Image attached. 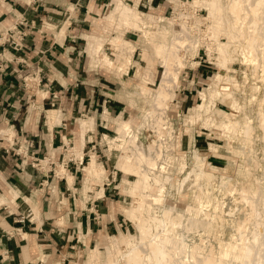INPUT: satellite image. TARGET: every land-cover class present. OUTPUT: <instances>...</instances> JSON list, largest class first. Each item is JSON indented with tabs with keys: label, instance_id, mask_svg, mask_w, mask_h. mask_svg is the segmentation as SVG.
<instances>
[{
	"label": "rangeland",
	"instance_id": "rangeland-1",
	"mask_svg": "<svg viewBox=\"0 0 264 264\" xmlns=\"http://www.w3.org/2000/svg\"><path fill=\"white\" fill-rule=\"evenodd\" d=\"M113 1L115 0H108L107 6L104 8V11L100 15L99 19L93 21L92 23V25H94L93 32L90 31L88 33L89 35H84V40H85L84 51H86V49L87 50L90 49L97 42H99V44L101 43L100 47L102 49L99 48V51H98L99 54L93 58L94 60L88 59V57H86L88 60L89 66L94 67L97 64L109 66L112 68V71L116 73L117 76H121L122 73H125L130 63L134 65L133 69L135 70L134 71V77L136 78L135 81L132 82L131 80L130 84L124 85V86L122 85V87L124 88L120 91L121 93H119L118 95V99L123 102L121 106H122V109H124L123 111L121 110L122 112L120 113V116H121L120 119L130 122V124L132 125L131 134L136 133V138L138 139L139 145L141 143L142 144L141 146L146 148L147 144H150L149 141H151L155 149L161 151L162 154H165V153L170 154L171 156H174V158L176 159L175 162L173 161V163H169L168 165L163 164V159L166 158L163 155L162 160L158 161V164L153 170H151V172L154 171L153 173H159V172H162L160 170L161 169L160 166L166 167L164 171L168 173L170 177V183H172L173 180L179 177V175L177 174L176 168H175L176 162L178 161V159H180V157L183 154L185 155L187 159V167L185 168V170H188L193 166V162H194L193 159L191 158V152L196 150L201 157H206L208 161L211 162V164L216 167L215 185L212 188H210L211 197L216 198L217 201H222L224 203L223 204L224 210H230L234 208L233 210L234 211L236 210L237 213H239L238 211L242 213L244 211L243 208L245 207H243L239 202H236L233 199V196L224 192L223 186L225 185V179L226 180L228 179L238 180L239 179L241 181H245V180L247 181L250 177V180H252L253 172L250 171L251 173H249L250 174L249 175L245 171L247 169L248 170L251 169L249 165V163L251 162L250 161L251 157L249 156L251 154H254L255 153L254 151H258V150H259L258 153L261 154V156L264 155V151H262L264 150L263 148L264 139L259 134L260 130L258 127V111H260L258 108L259 106L258 96L261 95L262 92H264L263 91V88H264L263 87L264 86V74H263L264 65L263 64L264 62H263V59L261 60L262 56H264V44H263L264 43L263 42L264 41V20L259 21V24H258L259 30L261 31L263 29L261 32L263 34V38L261 42L256 45L254 49V51L256 52L255 53L252 52L251 55L248 56L246 54V50L243 45V38H242L243 31L242 30H245V32H247L248 31L247 27L249 24L245 23L243 27H239L238 25L236 26L234 24L233 17L226 8V3L228 2V0L221 1L224 7V13L219 14L218 18H217V15L216 17L213 18V16L215 15L211 14V11L204 3V1L206 0L204 1L189 0L193 2L194 4H186V5H185V2H186L185 0H164L165 4L167 5L166 10H163L160 8L153 9L149 5L148 0H131V2L121 0L128 6L130 7L132 6L134 9H136V11L140 13H143L145 15L152 14L154 16H161L164 18V21H162L160 25L158 24L157 26L152 27V29L155 32H158V34H160V36L157 35L159 36L157 37L158 39H156L157 41H161V39H164V37L167 42L170 41V39L172 38V32L173 31L179 32L181 29V26H180L181 18L180 17L181 16L186 17V25L189 28L188 30L189 34L187 37H189L190 38L189 40H192L193 43L192 45L191 43L185 44L183 49L184 51L186 50L187 52L184 57V61L182 62V64H179L178 66H176L177 68L175 67L176 77L178 76L177 77L178 82H177V86L170 88V91H169L170 101H168V105L165 107V110L163 114L161 115L165 124L163 127L161 126L162 127L161 128L160 126L155 124V120H154L155 117H152L151 119L150 117L146 118L145 116L150 108L155 109V111H157L156 114L158 115L161 114V110L158 111L155 108L156 104L154 101V95L157 89V83L161 81L164 68L159 61L158 63L155 58H152L151 59L152 64L150 66L151 67L150 71L148 70L149 72L142 73L143 72L142 66L144 64L139 59L140 53L142 52V50L145 49L146 51L145 50L144 51L150 54L151 47H149V44L139 35V33H135V31L132 28L127 29L122 24H119L118 21H115V22H111L110 20L108 21V18L110 17V15L114 14L113 12L114 8L117 7L115 2L113 3ZM223 2H225L224 3L225 5L223 4ZM197 3L199 6H197ZM110 4L112 5V7H109ZM146 7H148L149 9H146ZM204 8L208 10H204ZM225 17L227 18L228 23L226 22ZM169 18H173V20L175 21H173V23L172 22L167 23L169 22ZM65 19L66 18H63L60 21V23H58L56 26L58 36H61L64 33V29L66 28V25L68 24V19L66 20ZM216 20L218 21V23L224 22L222 28L224 29V31L227 28L228 32L229 33L231 32V34L228 35L229 38H226L227 36L225 35L226 36L225 37L221 33H218V38H217L218 40L216 39V41L213 39V37H211L212 35V33H210L212 31V28H210V26L212 27L211 22L214 23L216 22ZM47 25L49 27H54V24L52 23H49ZM125 32H129V33L127 34ZM124 40H127V41L129 40L130 42L129 46L133 47L132 50H131V47L129 48L128 45L127 46L122 45V42ZM223 42L224 44L225 43L228 44L227 45L228 49L225 47H222L224 54L228 53L226 55L230 56V59H231L228 63V67L235 71V72H231L230 76L226 78V80L236 82L237 87L239 89V93L237 92L236 93L237 95L235 94V101L239 105V109H238V112H236V114L235 112H233V114L238 116L237 114L239 113V118H241L242 116L246 114L249 117L250 121H252L251 123L252 126H254L253 128H254L255 134L251 135L250 144L245 145V148L251 151L243 152L244 155H242V153L237 149L234 150L233 153H231L232 155L229 154V156H228V153H226L223 149H219L215 153L210 154V152L208 151L209 142L222 146L224 144V139L218 138V137L215 138L214 135L211 134V130H212L211 127H207V126L205 127L204 125L205 116L204 115L200 116L199 118H194V119H190L189 117V116L195 115L197 107L201 104V96L199 95V93L207 92V89L210 86V83L215 81L216 75L220 72V66L216 65L215 59L218 56L217 54L218 48H221V46L224 45L222 44ZM229 42L232 43V45ZM236 43H238V45ZM229 44H230V47H229ZM81 45H83V42L81 43ZM235 45L239 47L236 48L234 47ZM208 48H210L211 50V53L209 55H208ZM233 48H235L236 51ZM214 49H216V51ZM225 50L227 52H225ZM101 52H106L108 53V55L110 54L108 61L105 64H103L102 61H100L99 55L101 54ZM120 57L122 58V60ZM118 58L120 59V61ZM94 61L96 62L94 63ZM141 73L144 76L145 81L140 76ZM154 75H156V79L153 83L152 76ZM25 77L33 78L34 76L33 75L30 76L29 73H25V76L24 75L22 76L21 85L23 86V88H24L23 79ZM188 81H191V82H188ZM147 84H149V87L147 86ZM253 84L257 86V91H259L260 93L257 92L255 93V95L252 94L250 87ZM141 85L147 86L150 90V94L142 95L138 88ZM26 86H27L26 87L27 89L30 86L31 88L33 87V85L31 84H29V87H28L27 82H26ZM181 90H182V93H179ZM37 91H38V94H40L41 96L43 95L42 91L39 90V85H38ZM187 91H190L191 93V96H190L191 105L190 106L187 105L188 103L187 100L183 98V96L187 94ZM28 92H31V91H29L28 89ZM34 92L35 91H32V93ZM53 99H54V102L52 104V107H50L51 109L55 108L54 105L55 103H57L56 101L57 99L56 98H53ZM216 106H217V109L211 114L215 119H218L219 115L220 116L225 115L229 111L227 110L225 106H223L220 103H217ZM102 116L103 115H101L100 121L97 120L98 122L95 121V118L92 119V127L90 128L91 131L85 134L87 135L86 140H88L87 142L89 143L85 147L84 156H83V150L81 149V146L79 143V137L76 136V138L74 139L73 146L65 147L64 148L65 151L63 150V151H60L59 154L57 153L59 155V158L57 154L50 153V156L48 157H45V158L42 157V158L36 159V161H38L36 163L37 164L36 166L31 165L35 168H38L42 173L44 172L46 174L48 173V178H47L48 181H51L52 179H54L53 182L50 183L49 185H52L51 188L53 190V194L51 193L50 199H51L53 208L56 213L55 214L52 213L51 215H48L49 217L52 218V219L49 218L48 220L49 221L48 223H50V225L48 226L49 227L48 229L54 231L53 236L55 237L56 241L62 242L64 244L63 247H61L62 249H60L61 243L58 247L55 246L56 252L52 253L51 255L44 256L40 252L38 256L36 257L38 260V261L36 260V264H87L88 263L87 253L89 252V250H91L94 247H96L99 250L100 255L98 257L103 262H105L106 259H108L107 251L110 250L114 254V259H116V261L118 260L117 261L118 264L120 263L124 264V262H122L124 255L127 253L131 245L128 246L129 248L127 246H126L127 248L126 247L124 248L117 242V240H119L120 235H125L129 233L132 234L130 235L133 238H135L136 236L138 237L137 226L131 220V216L127 213L129 209V205L132 202V199L127 196L128 186L126 185V183H124L125 182L124 178L126 177L127 179H130L131 181H135L138 178L135 176L125 177L117 168V161H118V157L120 154V151L118 150L120 146L118 145H121L123 141H125L126 138L124 139L119 138V140L118 138L116 140L114 139L109 144L105 143V140L103 139L104 135H108L109 138L114 136L113 131L115 127L118 125V122L115 121L114 118H116L118 115L111 119L105 118V120H103ZM84 117H88V116H84ZM43 118H44V115H43ZM81 118L77 119L75 123H73L75 127H77L78 131L80 130V123H81L80 119ZM59 120H60V115L58 112V122L56 124L59 123ZM96 122L97 124H100V126L102 127L98 128L99 135L94 137V135H96V129H95ZM142 123H143V126L140 127L141 129L140 128L137 129V127ZM256 129L259 130V132ZM88 135H90L89 139H88ZM240 137H239V140H240ZM63 141H64V137H63ZM64 143L66 144L65 146L68 145L67 140L66 142L64 141ZM74 146L76 147L78 146L77 149H74ZM251 146L252 147L254 146L253 147L254 149H252ZM128 148H130L131 151L134 150L133 146L129 145ZM91 151L95 155L96 162L104 168L105 175L107 176V178L110 181L112 179V181L106 184L105 186H103V191H104V196H105L104 198H107L106 202H107L108 207L106 211L104 210V207H101L100 210L98 211V215L100 216V218L103 219L102 221L100 220L101 224L98 225L97 227L93 226L94 228L92 230V234L89 233L88 231V234L83 236L78 228L76 221L73 218L78 217L79 212L81 210L89 209V206H86V203H89L90 201H93L95 199L102 198V196L98 193V189L100 188V185H101L100 180L92 181L90 179L87 181L86 184H84L85 179H86V174H87L86 167L90 160ZM261 151L262 153H260ZM75 152L79 154L81 153L79 155L80 157L77 156L78 154L75 155ZM233 154H235L236 156ZM241 155L243 158L244 157L245 158L244 159L240 158ZM223 156L225 159L223 158ZM77 159H79V161H77ZM68 162H71V163L75 162L78 165V171L75 175L74 181L72 182L73 183L72 185L74 188L73 191L69 189L71 187L69 188L67 187L66 180L61 178V177H64L62 173H65V172L60 171V169L61 167L65 169V166L67 165ZM225 166L228 168L227 171L223 170ZM229 167H231L232 169ZM241 169L242 171L243 169H245L243 171V175H241L242 174ZM58 180H61L59 182V184L61 183V188H60L61 192H63L64 186H65L64 184H66L67 189L71 191L72 193V195H70L68 191L66 193H63V197L66 199H64L63 197L60 198L59 195L57 194L58 192L54 189L53 185H56ZM192 182H193V178L188 179L184 185V188L190 187ZM103 183L105 184V182H102V184ZM44 184L47 185V183H44ZM220 185L222 188L220 187ZM89 191H91L90 197L88 194ZM149 192L153 194L154 187H152ZM193 192L195 193V190L190 191V193H193ZM13 194H14L13 192L12 193L2 192L0 193V196L5 197L4 200L6 202L9 199L12 200V198L14 197ZM67 194L69 195V198H67L66 196ZM20 196H21V200L23 203H24L23 200L26 198L30 201L31 208L34 207L33 209H36L33 203V200H31L32 199L31 197L29 196L27 197L25 195L22 196V194H20ZM190 198L188 199L189 201L192 199ZM167 199L170 201L169 203L171 205L179 204L182 206L187 201L185 192L182 191L179 193V195H177L174 189H171V191L169 192L167 196ZM94 203H97V202H94ZM237 204L240 205L238 206L240 207L239 209L237 207ZM24 206L26 210L29 211V208L26 206L25 203H24ZM235 206L237 209L235 208ZM240 209L243 211H241ZM31 210L32 209H30V211ZM206 210L207 211L203 213L200 212L199 220L201 219L202 220L197 222V229L198 228L200 229V231L198 229V231L196 232L197 235L194 232L193 234L190 230H187L188 231L187 232L185 228V223L181 225L182 228L179 229V232L182 231L190 239H192L191 234H193L194 241L198 240L197 242H199L200 240L199 235H202L203 233V230L201 229L202 226H200L201 225L200 222L204 221L203 222L204 224L207 223L208 219L207 217H205V214L210 215L212 213L211 207ZM28 211H26V214H25L27 218H29L30 220L38 219L37 214L36 216L32 212H28ZM107 213L109 214L108 218L110 220L107 219V216H106ZM76 229H77V237L75 236ZM66 231H69V232L66 233ZM223 231H224L223 232L224 235L222 236L224 237L221 236L220 238L227 239L231 231L230 229L228 230L226 226ZM63 235H66V237H64ZM208 237L209 238L207 237L204 238L207 244L214 243L215 245L216 243L215 238H218V236H214V237L208 236ZM189 238L188 240H190ZM213 239L215 242H213ZM133 243H134L133 245H138V243H136L135 241ZM144 243L140 244L139 246L144 253H147L148 249L146 247V243L145 244ZM215 246H217V244ZM117 248L119 251H117L118 253L116 252L117 255H115V249ZM118 254H121L122 258L119 257ZM181 255L175 256V258L177 257L176 261L180 262L186 259L184 254H181ZM178 258L180 259V261Z\"/></svg>",
	"mask_w": 264,
	"mask_h": 264
},
{
	"label": "bare ground",
	"instance_id": "bare-ground-1",
	"mask_svg": "<svg viewBox=\"0 0 264 264\" xmlns=\"http://www.w3.org/2000/svg\"><path fill=\"white\" fill-rule=\"evenodd\" d=\"M185 1H186L185 5L194 4L189 0H185ZM221 1L222 0L204 1L205 5L211 11V14L215 15L213 16V18L216 17V15L218 18L219 14L224 13V7ZM114 2L117 7L114 8V11L112 10L114 14L110 15L108 21L109 20L111 22L118 21L119 24H122L125 28L127 29L132 28L135 31V33H139V35L149 44V47H151L150 54L146 53L145 49H144L145 51L142 50V52L140 53L139 59L144 64L142 66L143 67L142 73L144 72L146 73L150 71L152 58H155L157 62L159 61L164 68L161 81L157 83V89L154 95V101L156 104L155 108L158 111L161 110V114L160 115L156 114L157 111H155V109L153 108H150L145 116L146 118L150 117L151 119L152 117H155L154 119L155 124L160 127L161 126L163 127L165 123L161 115L163 114L165 107L168 105V101H170L169 100L170 88L177 86V82H178L177 81L178 76L176 77L175 67L178 66L179 64H182V62L184 61V57L187 52L186 50L184 51L183 49L185 44L191 43L192 45L193 43V41L189 40L190 38L187 37L189 34L188 33L189 28L186 25V17L185 16L180 17L181 29L179 32H174V31L172 32V38L170 39V41L167 42L165 37L164 39H161V41H157L156 39H158L157 37H159L160 34H158V32H155L152 29V27L157 26L158 24L160 25V23L164 21L163 17L154 16L152 14L145 15L143 13H140L136 11V9H134L132 6L131 7L128 6L121 0H115L113 1V3ZM224 3L225 2H223V4ZM197 6H199L198 3ZM109 7H112V5L110 4ZM226 8L228 12L232 15L234 24L236 26L238 25L239 27H243L245 23L249 24L247 27L248 29L247 32H245V30H242L243 31L242 38H243V45L245 47L246 54L250 56L252 52L254 53L256 52L254 51V49L256 45L260 43L263 38V34L261 33L263 29L260 31L258 24L259 21L264 20V0H228V2L226 3ZM204 10H208V9L204 8ZM225 20L227 22L226 17ZM173 21H175L173 20V18H169V22L167 23L170 22L173 23ZM211 23H212V27L210 26V28H212V31L210 33H212L211 37H213L215 41L218 38V33H221L224 36L226 35L227 37L226 36L225 37L229 38L228 35L231 34V32L229 33L227 28L224 31V29L222 28L224 22L218 23V21L216 20V22L214 23L211 22ZM100 44L99 42H97L90 49L88 50L86 49L85 53L88 59L94 60L93 58L99 54L98 51L99 48H101ZM222 44H224V42ZM225 44L222 45L221 48H218L216 46L218 48L217 50L218 56L216 57L215 62L216 65L220 66V72L216 75L215 81L210 83L207 92L199 93V95L201 96V104L197 107L195 115L189 117L190 119H194L204 115L205 127L206 126L211 127L212 129L211 134L214 135L215 138L218 137L224 139V144L222 146L209 142L208 151L210 152V154L215 153L219 149H223L226 153H228L229 156V154L233 153L234 150L237 149L242 153V155H244L243 152L251 151L246 149L245 145L250 144L251 142L250 137L252 134H255L253 128L254 126H252L251 124L252 121H250L249 117L246 114L245 115L243 114L244 116H242L241 118H239V113L237 114L238 116L233 114V112H235L236 114V112H238L239 109V105L235 101V94L237 92L239 93V89L237 87L236 82L226 80V78L230 76V73L235 71L228 67V63L231 59L230 56L226 55L228 53L224 54L222 47L225 48L228 47L227 46L228 44L226 45ZM230 44L232 45V43ZM236 44L238 45V43ZM122 45L129 46L130 45L129 40L128 41L124 40L122 42ZM130 47L131 46H129V48ZM234 47L238 48L239 46L237 47L235 45ZM132 48L133 47H131V50ZM214 50L216 51V49ZM226 50L225 52H227ZM210 53L211 50L210 48H208V55ZM109 55L106 52H101V54L99 55L100 61H102L103 64L107 63ZM262 59L264 62V56H262L261 60ZM95 62L96 61H94V63ZM142 73L140 74V76L145 81V78L142 75ZM35 86L36 89L38 90L37 83H35ZM138 88L142 95L150 94V90L147 86L141 85ZM250 90L253 95L259 92L257 91V86L255 84H253L250 87ZM42 93L44 94L45 92L42 91ZM258 101H259L258 108L260 110L258 111V127L260 130L259 134L264 139V92H262V94L258 96ZM217 103L222 104L229 111L225 115L222 116L219 115V118L215 119L211 114L217 109L216 106ZM56 114L57 111L56 112L45 111V123L50 128V130L53 123L55 122ZM102 117L103 120H105L106 116L103 115ZM120 117L121 116L119 114L116 118H114V120L118 122V125L115 127L113 131L114 136L109 138L108 135H104L103 139L105 140V143L109 144L114 139L116 140L118 138L119 140V138L121 139L126 138L121 145H118L120 146V148H118L120 154L117 161V168L125 177L135 176L138 178L135 181H131L130 179H127V177L124 178L125 181L124 183H126V185L128 186L127 196L132 199V202L129 205V209L127 213L131 216V220L137 226L138 237L136 236L135 238H133L131 236L132 235L131 233L120 235L119 240H117V242L122 247L125 248L126 246L128 247L131 245L130 248L128 247L129 250L124 255L122 262H124V264H236V263L264 264V155L261 156V154L258 153L259 150L254 151L255 155L254 154H251L250 156L248 155L249 157H251L250 158L251 162L249 163L251 169L249 170L247 169L248 171L243 169V171L245 170L248 174L253 172L252 180H250V177L247 181L246 180L241 181L239 179H238L239 181L225 179V185L223 186L224 188L223 191L233 196V199L236 202H239L243 207H245L243 208L244 211L240 209L241 211H243L242 213L238 211L240 213L239 214L236 212V210L235 211L233 210L234 208L230 210H224L223 209L224 203L222 201H217L216 198L211 197L210 188H212L215 185L216 167L212 165L211 162H209L206 157H201L196 150L192 151L191 158L194 161L193 166L190 169L185 170V168L187 167V159L183 154L180 157V159H178L175 166L179 177L173 180L172 183H170V177L168 173L164 171L166 167L160 166L161 168L160 170L162 172L159 173H153L154 171L151 172V170H153L156 167L159 160H162L163 155L164 157H166L163 159V164H167V165L169 163H173V161L175 162L176 159L174 158V156H171L170 154L167 153L162 154L161 151L153 147L152 145L153 143L151 141H149L150 144H147L146 148L142 147L141 143L139 145L138 139L136 138V133L131 134L132 125L130 124V122L120 119ZM141 126H143V123L140 124L137 127V129H139ZM91 127H92V118L83 117L80 123V130L76 133V136L79 137V143L81 149L84 144V136L87 132L91 131L90 130ZM259 130L257 131L259 132ZM1 134L3 135V137L8 138L9 141L12 138V132L10 130L2 131ZM89 138L90 135H88V139ZM64 141L66 142V138H64ZM129 145L134 147L133 151L130 150V148L132 147L128 148ZM77 147L74 146V149H77ZM253 147L252 149H254ZM262 151L260 153H262ZM76 154H78L77 156L80 157L79 155L81 153L79 154L75 152V155ZM242 155L240 158H243ZM61 169L60 171L64 172L63 167H61ZM227 169L228 168L226 166L225 168H223V170L226 171ZM243 171L241 175H243ZM86 173L87 174L84 184H86L87 181L90 179L92 181L100 180L101 185L100 188L98 189V193L101 196H103V186L111 182L112 179L110 181L107 178V176L105 175L104 168L96 162L95 155L92 153V151L90 153V160L86 167ZM62 175L65 177L68 187H72V182H73L72 175L65 173H62ZM191 178H193V182L191 186L184 188V185L187 182V180ZM102 182H105V184L104 183L102 184ZM152 187H154L153 194L149 192ZM171 189H174L177 195H179V193L182 191L185 192L187 201L182 206L179 204L171 205L169 203L170 201L167 199V196L171 191ZM12 190L14 193L13 194L14 197L12 198V202H13V200L16 197H21V196L16 189H12ZM191 190H195V193L194 192H193L194 194L190 193ZM90 193L91 191L88 192L89 197L91 196ZM190 196L192 199L190 198ZM4 198L5 197L0 196L1 205L5 204ZM189 198L191 199L190 201L188 200ZM23 201L26 204V206L29 208V211L28 210L26 211L32 212L34 215H36L37 211L36 209H33L34 207L31 208L30 201L26 198ZM238 206L240 205L237 204V207ZM210 207L212 208V213L210 215L205 214V217H207L208 219L207 223L204 224L203 223L204 221L200 222L201 224L200 226H202L201 229L203 230L202 235H199L200 240L199 242H197L198 240L194 241L193 234L194 233L196 234V232L199 229V228L197 229V222L202 220V219L199 220L200 212L203 213L207 211L206 209ZM239 208L240 207H238V209ZM30 209H32L33 211L32 210L30 211ZM183 223H185L186 231L190 230L192 233L194 232L193 234H191L192 239H190L182 231L179 232V229L182 228L181 225H183ZM225 226L228 228V230L230 229L231 231L229 235L227 234L228 235L227 239L220 238L222 235H224L223 230L225 229ZM208 236H213V237L218 236V238H215L216 239L215 245L217 244V246H215L214 243L207 244L204 238L206 237L209 238ZM188 238L191 241L188 240ZM134 241L138 243V245H133ZM144 241L148 249L147 253H144L139 246L140 244L144 243ZM213 242H215L214 239ZM117 251H119L118 248L115 249V255H117L118 253ZM181 254H184L186 259L185 260L183 259L184 261H180L179 259L180 257H179L178 259L180 262L176 261L177 257L175 258V256L176 255L179 256ZM99 255H100L99 250L96 247L89 250V252L87 253V257H88L87 264H118L117 262L118 260L116 261V259H114V254L110 250L107 251L108 259H106L105 262L100 260V258L98 257ZM118 255L119 257L122 258L121 254Z\"/></svg>",
	"mask_w": 264,
	"mask_h": 264
},
{
	"label": "crops",
	"instance_id": "crops-1",
	"mask_svg": "<svg viewBox=\"0 0 264 264\" xmlns=\"http://www.w3.org/2000/svg\"><path fill=\"white\" fill-rule=\"evenodd\" d=\"M107 3L108 0H0V30L18 19L33 24L21 49H0V193H12V189H16L22 196L31 197L38 214L37 220L27 218L21 197L0 205V264H36L40 252L48 256L56 252L55 246L61 243L62 249L64 245L56 241L54 231L48 229L51 218L48 215L56 213L50 199L52 185H49L54 179L48 181V173L31 166L33 160L50 156V153L59 154L65 147L73 146L78 131L73 123L77 119L90 116L100 121L101 115L111 119L124 110L118 95L124 88L122 85L135 81L134 65L130 63L126 72L117 76L109 66L90 67L84 51V35L93 32L92 23L99 19ZM148 3L153 9L166 10L167 7L164 0H148ZM63 18L68 19V24L58 36L56 26ZM49 23L54 27H49ZM25 73L34 77H25L23 88L21 79ZM155 79L156 75L152 76L153 83ZM25 80L29 82L28 87L33 85L28 88L31 92ZM36 81L39 90L45 92L42 96L35 88ZM190 96V91L183 96L189 106ZM53 98L57 103L51 109ZM45 111H57L51 130L45 123ZM58 112L60 120L56 124ZM97 122L94 137L102 127ZM7 130L12 132L10 141L1 134ZM63 137L68 141L67 146ZM86 137L83 156L89 143ZM77 171L75 162H68L64 169L65 174L72 175L73 181ZM60 181L53 185L59 197L67 191L72 195L67 182L63 192L60 191ZM69 189L73 191V185ZM66 196L69 198L68 194ZM104 197L103 191L102 198L86 203L89 209L81 210L79 216L73 218L83 236L88 231L92 234L93 226L101 224L103 219L98 211L101 207L106 211L108 207ZM106 216L110 220L108 213ZM75 233L77 237V229Z\"/></svg>",
	"mask_w": 264,
	"mask_h": 264
},
{
	"label": "built area",
	"instance_id": "built-area-1",
	"mask_svg": "<svg viewBox=\"0 0 264 264\" xmlns=\"http://www.w3.org/2000/svg\"><path fill=\"white\" fill-rule=\"evenodd\" d=\"M32 29V22H27L22 19H18L12 24L3 27L2 30H0V49L3 50L4 48H7L12 51L21 49L25 37ZM33 162V166H36L38 161L34 159Z\"/></svg>",
	"mask_w": 264,
	"mask_h": 264
}]
</instances>
